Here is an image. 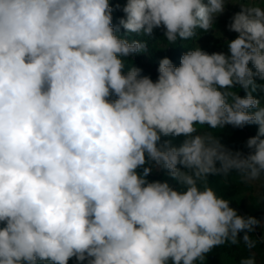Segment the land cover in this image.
<instances>
[{
	"label": "clouds",
	"instance_id": "1",
	"mask_svg": "<svg viewBox=\"0 0 264 264\" xmlns=\"http://www.w3.org/2000/svg\"><path fill=\"white\" fill-rule=\"evenodd\" d=\"M229 3L227 54L196 44L155 81L126 65L148 52L128 34L190 41ZM228 125H258L247 155ZM233 173L264 189V0H0V264H204L241 232L257 264L264 225L209 181Z\"/></svg>",
	"mask_w": 264,
	"mask_h": 264
},
{
	"label": "rangeland",
	"instance_id": "2",
	"mask_svg": "<svg viewBox=\"0 0 264 264\" xmlns=\"http://www.w3.org/2000/svg\"><path fill=\"white\" fill-rule=\"evenodd\" d=\"M126 0H110V4L115 9V5L119 3L123 7ZM240 11L239 5L227 4L226 10L223 14L218 16L215 20V27L207 32L203 33L201 30L197 29V38H194L190 41H177L175 45H168L167 41L163 38V30L155 29L153 37L149 39L148 37H140L136 34H128L127 38L129 40L133 39H142L148 41V52L140 53L134 57L126 59L125 63L128 67L133 66L139 67L142 69V75L150 76L153 81L157 78V68L158 62L161 58L167 56L170 58L174 65L179 66V61L182 53L193 48L196 44L208 53L213 52H224L227 54L228 49L225 41L232 40L236 37V33L230 32L227 28L228 23L230 22L231 17ZM124 14L122 11L114 10L113 12V24H118L119 18ZM120 34L125 35L124 30L120 29ZM251 66V65H250ZM257 83H261L257 79ZM239 91V89H235ZM241 96L245 95L244 91L241 89L239 91ZM257 98H260V93H254ZM198 128L205 126L197 125ZM239 129L241 131L240 135H232L231 131ZM258 131V125H247L243 128H234L231 125L225 126V128L215 130V134L219 135L221 143H223L227 148L233 151H241L247 155L251 150L246 147V141L248 138L255 136ZM164 139V138H162ZM183 137L175 138L174 143L179 144L182 141ZM167 177L166 172L160 169H154L149 175V180H160ZM210 184L218 191L219 194L223 195L225 198L230 200V204L235 205L237 208L242 210L246 216H257L264 213V206L259 209L258 212L254 214H249L244 205L240 202L238 198L240 193L249 188V185H244L240 182L239 177L233 173L227 178L218 177V176H209ZM238 213V212H237ZM239 215H242L238 213ZM244 216V215H242ZM261 221V220H260ZM244 233L241 232L238 234L240 242L237 245L225 244L224 246L216 247L213 251L207 254L204 264H239L240 259L246 258L250 255L249 250L245 247L242 241ZM254 240L257 241L256 248L252 251L257 253L256 262L257 264H264V248L261 246L262 229L260 226H257L250 234ZM264 243V242H262ZM69 264H76L75 259H70Z\"/></svg>",
	"mask_w": 264,
	"mask_h": 264
},
{
	"label": "crops",
	"instance_id": "3",
	"mask_svg": "<svg viewBox=\"0 0 264 264\" xmlns=\"http://www.w3.org/2000/svg\"><path fill=\"white\" fill-rule=\"evenodd\" d=\"M263 195V189L258 186H250L247 190H244L239 195L240 202L244 205L246 211L249 214H254L262 208L263 201L260 202V197ZM261 224L264 225V219L261 220ZM262 229V236L264 237V227Z\"/></svg>",
	"mask_w": 264,
	"mask_h": 264
},
{
	"label": "trees",
	"instance_id": "4",
	"mask_svg": "<svg viewBox=\"0 0 264 264\" xmlns=\"http://www.w3.org/2000/svg\"><path fill=\"white\" fill-rule=\"evenodd\" d=\"M232 135H240L241 131L239 129L235 130V131H231L229 132ZM165 179H169V182H171L169 177H165L163 179H160L161 181L165 180ZM263 195H264V189H263ZM263 206H264V201H263ZM255 218L259 219V220H263L264 219V213L255 216ZM261 246L264 248V243L261 242Z\"/></svg>",
	"mask_w": 264,
	"mask_h": 264
},
{
	"label": "water",
	"instance_id": "5",
	"mask_svg": "<svg viewBox=\"0 0 264 264\" xmlns=\"http://www.w3.org/2000/svg\"><path fill=\"white\" fill-rule=\"evenodd\" d=\"M230 206L233 207L234 209H236V211H237L238 213H240V214L246 216V214H245L242 210H240L239 208H237L235 205L230 204Z\"/></svg>",
	"mask_w": 264,
	"mask_h": 264
}]
</instances>
